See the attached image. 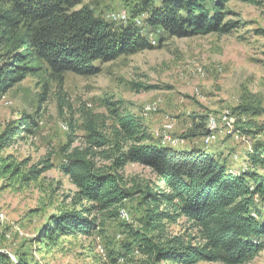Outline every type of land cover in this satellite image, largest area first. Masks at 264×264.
Returning <instances> with one entry per match:
<instances>
[{
	"label": "trees",
	"instance_id": "16d2710c",
	"mask_svg": "<svg viewBox=\"0 0 264 264\" xmlns=\"http://www.w3.org/2000/svg\"><path fill=\"white\" fill-rule=\"evenodd\" d=\"M84 1L8 0V8L0 13V29L5 30L7 44L16 41L18 46L10 61L0 65V97L35 69L31 62L40 69L45 65L59 81L66 72L92 76L101 71L103 63L152 49L151 36L162 40L165 35L228 34L238 26V21L228 18L231 11L227 5L232 0H123L129 13L127 23L107 20L103 12L96 13ZM142 14L146 16L138 25L134 19ZM19 45L25 50L20 52ZM237 110L252 115L264 111L247 103ZM111 113L116 124L110 127V134L101 130L106 127L100 119L103 116L87 114L90 147L64 148L60 169L76 188L72 208L53 214L41 227L36 241L40 249L52 248L63 237L100 236L103 222H98L97 212L118 216L124 200L134 194L141 199L139 226L123 220L126 237L120 252L113 249L109 253L114 263L121 257L124 264H245L264 249L263 144L251 146L246 168H235L209 146L194 144L193 140L201 141L207 133L209 116L196 117L180 136L192 140L189 146L173 147L148 133L135 116L116 110ZM27 117L34 126L36 120ZM28 123L24 120L19 130L0 135V150L14 135L29 129ZM98 156L111 163L99 166ZM129 162L144 165L154 178L126 188L119 169ZM52 167L47 158L42 167L34 164L23 172L18 163L0 159L1 174L23 181H37ZM180 217L192 223L197 236L167 232V224ZM29 254L19 250L12 261L8 252L0 250V264H39Z\"/></svg>",
	"mask_w": 264,
	"mask_h": 264
},
{
	"label": "rangeland",
	"instance_id": "374dc122",
	"mask_svg": "<svg viewBox=\"0 0 264 264\" xmlns=\"http://www.w3.org/2000/svg\"><path fill=\"white\" fill-rule=\"evenodd\" d=\"M84 4H89L96 13L103 12L107 20L109 13L127 12L123 0H85ZM8 6V0H0V13ZM227 6L231 11L228 18L238 21L237 28L228 34L183 38L165 35L162 40L151 36V43L156 42L152 43V49L103 63L96 75L66 72L62 81L45 65L41 64L40 69L39 64L31 62L35 69L0 97V135H6L11 129L19 130L24 120L29 122V129L14 135L15 139L0 150V159L18 163L23 172L34 164L42 167L47 158L53 164L32 182L0 173V250L8 252L12 261L20 250L28 251L29 257H34L39 264H124V258L114 263L109 255L113 249L120 252L126 237L120 213L108 217L107 213L97 212L98 222H103L100 236L96 233L90 237H63L48 250L37 245L40 229L48 219L60 210L72 208L76 188L60 169V163L64 148L71 151L90 147L87 114L104 117L100 119L105 120L106 127L101 130L106 134L116 124L111 110L121 115L131 114L153 136L168 117L175 123L172 135L180 138L196 117L219 115L227 110L236 117L235 127L246 133V139L236 140L230 133H219L207 148L224 155L233 167L246 168L251 146H264V111L252 115L237 110L242 103L264 109V0L257 4L232 0ZM145 16L134 19L136 24L138 19L143 22ZM4 31L2 27L1 66L10 61L18 46L16 41L6 43ZM18 50L21 52L25 47L19 45ZM159 98V111L144 115V107ZM27 116L36 120L34 126ZM220 126L224 128L222 123ZM190 141L178 146H189ZM193 142L203 146L200 139ZM96 160L99 166L111 163L101 156ZM119 174L126 188L154 178L138 162H129L119 169ZM140 203V196L134 194L119 209L129 213L127 223L136 228L142 213ZM167 232L186 238L198 235L186 217L167 224ZM197 264L223 263L201 261ZM245 264H264V249Z\"/></svg>",
	"mask_w": 264,
	"mask_h": 264
},
{
	"label": "built area",
	"instance_id": "2783aa9c",
	"mask_svg": "<svg viewBox=\"0 0 264 264\" xmlns=\"http://www.w3.org/2000/svg\"><path fill=\"white\" fill-rule=\"evenodd\" d=\"M110 21L117 22V23H126L129 19L128 13L124 10L122 12H112L107 15ZM142 22L140 19L137 20V24L140 25ZM153 44L156 43L155 40L152 42ZM161 105V99L153 100L152 102L148 103L144 109L143 114L147 115L149 113L157 112L159 111ZM236 117L232 115L229 111L225 110L222 111L219 115H210L207 120V133L202 137V143L206 146L211 145L213 142H215L218 138L219 133H230L233 138L236 140L246 139V135L242 132V130H239L235 127L236 124ZM224 126V128H221L220 124ZM175 126V123L173 119L168 118L164 122L162 128L160 131L155 133V137L158 138L163 144L170 145L173 147H178V145L182 143H186V140L178 137H174L172 134L173 128ZM234 135V136H233ZM120 217L124 220L129 221L130 216L129 213L121 209L120 211ZM101 251H103L101 249Z\"/></svg>",
	"mask_w": 264,
	"mask_h": 264
},
{
	"label": "crops",
	"instance_id": "0c3cea01",
	"mask_svg": "<svg viewBox=\"0 0 264 264\" xmlns=\"http://www.w3.org/2000/svg\"><path fill=\"white\" fill-rule=\"evenodd\" d=\"M211 149V148H210ZM211 150H213V149H211ZM216 152H217V150H216ZM219 152V151H218ZM224 156V155H223ZM232 165V164H231Z\"/></svg>",
	"mask_w": 264,
	"mask_h": 264
}]
</instances>
